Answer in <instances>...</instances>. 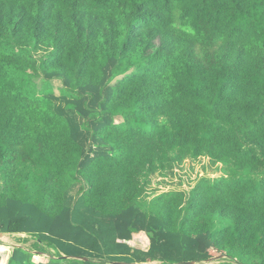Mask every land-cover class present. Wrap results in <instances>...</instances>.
I'll return each instance as SVG.
<instances>
[{"label":"trees","instance_id":"1","mask_svg":"<svg viewBox=\"0 0 264 264\" xmlns=\"http://www.w3.org/2000/svg\"><path fill=\"white\" fill-rule=\"evenodd\" d=\"M4 236L33 243L3 264H264V0H0Z\"/></svg>","mask_w":264,"mask_h":264},{"label":"rangeland","instance_id":"2","mask_svg":"<svg viewBox=\"0 0 264 264\" xmlns=\"http://www.w3.org/2000/svg\"><path fill=\"white\" fill-rule=\"evenodd\" d=\"M55 87V93L57 95L60 94L59 88L61 87L60 81H55L54 83ZM218 169L214 168L209 161L202 160L201 162L197 163H191L187 162L184 165L183 172H181V178H179V175L176 179H171L169 182H167L169 187H161L158 188V186H155L154 188H158L159 193L162 192H168L171 190H177V191H186L190 192V190L196 185V183L205 176H209L211 178H218L221 176V173L217 172ZM159 181V180H158ZM136 243L140 244L144 247L149 244L147 237L144 235H141L136 238ZM0 242L3 243V245H0V255L2 256V264L4 261L8 260V257L11 254V251L14 247H17L19 245L21 246H30L33 243V240L28 239L27 237L22 236H4L0 238ZM146 248V247H145ZM34 258L35 262H43L48 261L47 256H40L37 255ZM38 257V258H37ZM215 264V263H213Z\"/></svg>","mask_w":264,"mask_h":264},{"label":"water","instance_id":"3","mask_svg":"<svg viewBox=\"0 0 264 264\" xmlns=\"http://www.w3.org/2000/svg\"><path fill=\"white\" fill-rule=\"evenodd\" d=\"M65 258H69V257H65ZM80 260H86V259H82V258H78ZM115 264H138V263H127V262H118V263H115ZM190 264H195V263H190Z\"/></svg>","mask_w":264,"mask_h":264},{"label":"crops","instance_id":"4","mask_svg":"<svg viewBox=\"0 0 264 264\" xmlns=\"http://www.w3.org/2000/svg\"><path fill=\"white\" fill-rule=\"evenodd\" d=\"M139 236H141V235H137V236H135V240H136V238L139 237ZM22 237H26V236H22ZM135 240H134V241H135ZM135 243H136V241H135L133 244L135 245ZM18 247H22V246L19 245ZM144 247H146V244L144 245ZM40 256H43V255H40ZM37 258H38V257H37ZM43 262H47V261L44 260Z\"/></svg>","mask_w":264,"mask_h":264}]
</instances>
